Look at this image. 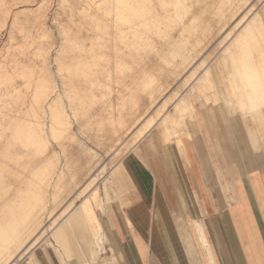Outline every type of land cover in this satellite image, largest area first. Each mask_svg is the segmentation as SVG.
<instances>
[{
	"label": "bare ground",
	"instance_id": "bare-ground-1",
	"mask_svg": "<svg viewBox=\"0 0 264 264\" xmlns=\"http://www.w3.org/2000/svg\"><path fill=\"white\" fill-rule=\"evenodd\" d=\"M44 1H35L34 10ZM74 1L78 6L69 7L59 40L50 45L40 66L34 67V58L21 54L9 59L0 72L5 79H0L1 83L6 82L0 90V101L1 96L15 94L10 111H0V264H16L40 242L46 230L42 228L47 192L53 207L47 217L50 219L54 207H59L64 198H60L63 192L68 197L75 193L79 172L87 170L89 174L99 164L92 150L83 147L85 144L77 145L79 154L73 161L71 152L76 150L71 151V147L77 140L71 132V120L79 130L89 132L97 145L117 147V161L143 140L151 127H156V134L167 144L170 127L180 132V110L193 107L192 92L184 89L172 103L170 113L167 103L175 94L168 95L160 105L158 100L178 77L182 76L185 83L189 65L199 59L200 64L214 63L210 73H203L208 83L216 81L217 73L229 82L235 106L228 105L227 100L226 110L264 111V0ZM29 2L33 0H0L3 16L11 18L10 31L18 21L19 11L13 10ZM57 2L61 7L67 0ZM51 16L55 18L54 12ZM43 22L39 21L42 31L46 26ZM55 72L61 87L52 82L49 85ZM18 76L24 89L13 83ZM64 91L69 94L71 111L56 106ZM82 98L90 111H75L74 101ZM145 115L150 116L142 119ZM138 123L139 129L130 133ZM94 191L80 203L88 217L81 234L72 230L74 220L62 222L60 215L51 218L52 230L62 222L53 233L62 246L70 236L82 242L89 240L90 244L95 239L100 248L104 235L95 209L102 206ZM77 196L67 203L65 211ZM66 230L71 231L69 236Z\"/></svg>",
	"mask_w": 264,
	"mask_h": 264
},
{
	"label": "crops",
	"instance_id": "crops-1",
	"mask_svg": "<svg viewBox=\"0 0 264 264\" xmlns=\"http://www.w3.org/2000/svg\"><path fill=\"white\" fill-rule=\"evenodd\" d=\"M195 116L186 120L185 134L171 125L166 145L146 135L114 169L119 178L108 177L118 202L110 213L109 204L96 211L104 239L100 248L93 239L86 242L94 261L264 264V111L229 113L203 105ZM101 216L110 217L113 229L109 256H101L110 242ZM180 227L193 234L197 255Z\"/></svg>",
	"mask_w": 264,
	"mask_h": 264
},
{
	"label": "rangeland",
	"instance_id": "rangeland-1",
	"mask_svg": "<svg viewBox=\"0 0 264 264\" xmlns=\"http://www.w3.org/2000/svg\"><path fill=\"white\" fill-rule=\"evenodd\" d=\"M6 1H10V0H6ZM35 1L37 2L38 0H33V2L28 3L30 5H28L26 3L25 5H21V6L15 8L13 10V12L15 10L16 11L18 10L19 14H18V21L16 22L15 27L11 31H10V22H11L10 15L8 16V14H7L6 15L7 17L3 16L2 13H4V12L3 11L1 12V10H0V16H2V17H0V72L9 63V59H12L14 56H18V55H20V57H21L22 56L21 54H24V56L28 55L30 58L33 57L34 58L33 59L34 60V63H33L34 67L40 66L39 61H41L42 56H44L49 51L50 45L58 42V40H59V35H61V26H62V24L67 22L66 16H67V13L69 12L68 11V9H70L69 7L73 6V9H75L78 6V2L74 1V0H67V2L61 7L58 5L57 0H45L43 5H41V7L38 10H36V9L34 10L35 3H36ZM261 6H262V10L264 11V4H262ZM53 12H54V16H55L54 19L51 18V17H53V16H51V15H53ZM44 14H46L45 15L46 18L44 16ZM4 18H6V19H4ZM253 20L254 19H252V22L256 23L258 28H262V25L260 26V24L256 20H254V21ZM3 21L6 22L5 26H2ZM39 21H42V22L44 21L43 23H45V21H46V24H45L46 26H45L43 31L41 30L42 24H40ZM262 23H264V21ZM9 31L11 32L10 35H9ZM233 32H231L230 34L232 35ZM199 62H200V59H199V61L196 60L189 65L190 71H189L187 80L185 79L186 80L185 83L183 81H181L182 76H180L181 78L178 77L177 78L178 80L175 79L176 81H172L171 85L172 84L173 85L172 86L170 85L171 89H167V90H169V92L168 93H167V91L164 92V94L162 96H160V98L158 100V102L160 101V103H157L160 105L165 99L169 98V96L171 94L172 95L175 94L174 95L175 97H172L173 100L171 99V101L169 100V102L167 103L168 105L166 108H167L168 112L170 113L173 111L172 106H171L172 103L178 98V96H180L185 91L184 89L187 88L192 92L191 104L193 107H191V105H189L186 109L180 110L181 112H180L179 118L182 121L181 122L179 120V122H181V125L178 126V129L180 130V132H183V130H184V126H185L184 121L186 122V120L188 118L192 119L190 117V115L193 117V121H196V116H195L196 109L203 107V105L205 108H219L220 110L223 109L224 111L227 107V103H228V105L230 104L233 107L235 106L234 105L235 100H234V96H233L231 87L229 85V82L225 78H221V75H220L221 73L220 74L217 73V76L215 79L216 81H213L212 84L208 83V81L205 79L206 77L203 76V73L205 71H206V73L211 72L214 63H211V65H207L208 62H204L203 64H200ZM13 66H14V64H13ZM0 76H1V78H0L1 80H5L3 78L4 74L2 75L0 73ZM222 76L224 77L223 73H222ZM1 80H0V90L3 91V87H4V85H6V82L4 81L3 82L4 84H3V83H1ZM177 81H178V83H177ZM51 82H52L53 86H56V87L62 86L61 81L59 79V75L56 72L52 76V80H50L49 85ZM13 83H15V85L20 88L21 86H23V79L21 80V78H19V76H18V77H16V79L13 78ZM183 83H184V85H183ZM173 86H174V89L172 88ZM207 87H208V89H206ZM20 89H24V86L21 87ZM174 90H176L177 93ZM216 90H219L223 93L221 95H219L216 93L217 92ZM50 94H53V93L50 92ZM6 95L1 96L0 111H10L11 104H12V106L14 105V102H15V96L14 95L15 94L11 93L7 96ZM227 100H229V101L226 103ZM82 102H83V98H82V100H78V101L75 100L74 101V106L76 107L75 111H90L89 108L86 106V103L83 104ZM69 104H72L71 100L69 98V94L64 91L63 93L60 94V98L56 102V106L62 111H71L69 106H68ZM14 109H15V111H18L17 107H15ZM227 110H229V109L227 108ZM113 111H118V110L116 109ZM188 111H190V112H188ZM237 111H240V110H237ZM150 115H145L142 117V119L143 118L147 119ZM152 122H155V120ZM74 123H76V122H74ZM74 123L71 120L70 126L73 124L71 127V132L74 131L72 133L75 134L74 136L77 140L76 142L75 141L73 142L75 144L73 147H71V151H72V148H75L73 150H76V151L71 152L73 161L75 162V160H77V158H75V157L77 154H79V153H77V150H79L77 145L83 146L84 144L85 145L83 147H85V148L87 147L90 151L92 150V153H94L100 161H98L99 164L97 165V167L94 170L90 171L89 174H88L87 170H85V171L81 170L79 172V174L76 178L77 184L74 186V189H73V191H75V187H76V191L77 190L78 191L77 192L75 191V193L74 192L70 193L73 196L69 195V197H68L66 192L65 193L63 192V194L61 193L62 195L60 196V198L61 199L63 197L64 198L62 199V202H60L59 207L58 206L54 207L52 215H50L49 218L51 217L52 219H54L55 217H57V216L59 217V215H60V218H62V222H64L65 220H68V219L75 220V222L76 221L77 222L76 223L74 222L73 223L74 225L72 226L74 228V231H75V229H77L79 227L80 228L82 227V229L86 230L85 227L87 225L85 226L84 222H85V224L88 222V217L81 210L80 203L84 200L85 196H89L93 190H95L94 192L100 196V200H101L100 202H101L102 209L105 208V205L108 206V204H109V206H110L109 207V213H110V209L117 207L118 201H117V199H115L113 191H112V185L107 181V179H108V177H110L111 180L114 181V179H115V181H116L119 178V173L117 171L115 173L114 169H115L116 164H118L117 162H120V161H117L118 159H116L117 147L112 146L111 148H104L102 145H99V144L97 145V143H95V141H93L91 139L92 137H91V134L89 132H86L85 130L82 129L83 132L85 131L83 133L81 131V129L79 130L78 126L76 127L77 123L76 124H74ZM183 123H184V125H183ZM139 126H140V123H138L135 127H131L130 133L131 132L135 133L139 129ZM155 131H156V127H151V130L147 135L152 139L156 138L157 141H159V143H162V145H163L164 143L161 141V138H160L161 135L156 134ZM183 133L185 134V131ZM89 136H90V138H89ZM123 139H125V138H123ZM179 141L181 142V139H179ZM164 145H166V144H164ZM74 152H76V154ZM122 157H121V159H122ZM85 187L87 189L84 190L81 194H79V192ZM106 189L108 192V196L106 193ZM47 193H48V194H46L47 200L45 199L48 202L46 204V207H45L47 210L45 209V211H44L43 228L41 227L42 229H44V228L46 229L45 233L43 234L41 239H39L40 242H37L33 245L32 249H31V251L34 250L33 254L29 257L25 256L26 255L25 254L24 255L25 257L23 256V258L21 260H19V262L16 261V264H34L35 262L41 263L42 259H44L48 262L51 261L54 264H61V262H65L66 264H102L101 258H97L95 261L93 260V255L91 256L92 251L90 250V248L88 247V244L86 242H82L78 238H75V240H74V237H70L69 235H67V236H69L68 237L69 239H67V238L66 239L69 243L64 242V244L62 246V244H61L62 242H60L53 235L54 231L58 230L57 228L62 222L60 221L59 225H57L56 228L53 230H52V227L51 228L49 227V224L51 223L52 219L51 218L48 219L47 217L49 215L50 209L53 207H51V204H50V193L49 192H47ZM77 194H78V196L75 199V202L73 203V205L71 206L69 211H68V209L65 211L64 209H65V206L67 205V203L69 204L70 200L75 198V196ZM48 206H49V208H48ZM56 208H58V209H56ZM100 208H96L95 210L97 211V209H100ZM62 210H64V211H62ZM77 211H81V212L77 213ZM65 212H66V214H65ZM60 213H63V214L61 215ZM76 213L78 216L76 215ZM69 215H70V217H69ZM83 215H85V216H83ZM81 216H83V217H81ZM66 217H68V218L66 219ZM101 220H102L103 228L107 232V234L110 238V242L104 243L105 251L101 252V256H109V254H110L109 247L112 245V247L114 248L113 243H112V240H113L112 239L113 238L112 231H113V229L110 225V217L107 218L106 216H104V217L101 216ZM82 229L79 232L75 231L76 235L81 234L80 232L82 231ZM180 230L182 231V237H187L188 235L191 236L190 237L191 243H192V246L195 250V254L197 255V252H198L197 248H196L197 246L194 245L195 243L192 240L193 234L188 233V231H187V233H185L186 228L184 229L183 227L182 228L180 227ZM36 232H38V230ZM36 232L33 234L35 235ZM194 232L197 234L198 240L200 241L201 245H203L205 247V245H204L205 239H204L203 235L200 234L199 232L198 233L196 231H194ZM33 234L31 235V237L28 238V240H26V242L24 243L25 245L29 242V240L30 241L32 240ZM78 237H79V235H78ZM94 241H95V239H94ZM52 242L55 243L54 247L52 245ZM73 242H75V244ZM66 244L73 249L72 252H70V253L65 252L64 248L67 249L66 251H69L68 250L69 248L66 247ZM25 245H23V246H25ZM95 248L97 250L96 246H95ZM12 249H13V246H12ZM114 252H115V248H114ZM143 264H145V262Z\"/></svg>",
	"mask_w": 264,
	"mask_h": 264
}]
</instances>
